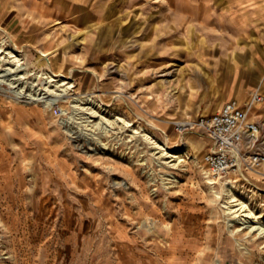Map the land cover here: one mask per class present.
<instances>
[{
  "label": "rangeland",
  "instance_id": "obj_1",
  "mask_svg": "<svg viewBox=\"0 0 264 264\" xmlns=\"http://www.w3.org/2000/svg\"><path fill=\"white\" fill-rule=\"evenodd\" d=\"M236 1L0 0V70L22 65L26 91L0 85V264H264V235L210 184L207 139L175 164L156 148L200 139L178 123L235 84L262 95L264 131V26ZM232 191L264 223V193Z\"/></svg>",
  "mask_w": 264,
  "mask_h": 264
},
{
  "label": "built area",
  "instance_id": "obj_2",
  "mask_svg": "<svg viewBox=\"0 0 264 264\" xmlns=\"http://www.w3.org/2000/svg\"><path fill=\"white\" fill-rule=\"evenodd\" d=\"M261 99L255 92L243 103L227 100L216 111L178 123L179 129L196 130L207 139L202 163L210 175L230 182L233 189L246 186L254 199L264 193L254 177L264 166V131L253 114Z\"/></svg>",
  "mask_w": 264,
  "mask_h": 264
},
{
  "label": "bare ground",
  "instance_id": "obj_3",
  "mask_svg": "<svg viewBox=\"0 0 264 264\" xmlns=\"http://www.w3.org/2000/svg\"><path fill=\"white\" fill-rule=\"evenodd\" d=\"M3 41L4 40H2V42ZM1 48L2 47H0V50H1ZM15 50L16 49L12 48V49H10L8 51V53L10 54V56L8 58L16 57L15 54H13V52ZM47 54L48 53H45L44 55H47ZM4 59H6V57H4ZM10 61H12V60H10ZM18 63H19L18 61L14 62V64H18ZM21 66L22 65H17L15 67H8V68H6L4 70H0V72H3V74H0V85L1 86L5 85V90H8L11 93V96L20 97L22 93L26 92L25 88L20 86L23 74L19 75V72L21 70H18V69ZM9 75H11V76L14 75V76L10 77ZM41 93H42L41 91L36 90V91H30L27 95L33 101H39L43 97V96H41ZM231 96H232V94H231ZM81 99H83V98H81ZM44 102L47 103L46 101H44ZM49 102H51V100ZM257 103H259V102H257ZM260 103L262 104V102H260ZM91 112L94 113V114H97L96 110H92ZM87 121H93V120H87ZM98 121H100V120H98ZM98 123L99 122H95L93 124H98ZM85 125L87 126V124H85ZM101 126H103V125H100V127ZM103 130H104V128H103ZM203 139H204L203 136L200 139H198L195 136L190 135V136L187 137V140L183 144L182 148L171 149V148H167V147H162L160 145L156 146V148L160 149L158 152H161L162 157L170 158V161L176 160L174 162V164H175V163H177V161L181 160V157H182L181 152H183V151L186 152L188 148H192L194 150L196 156L200 157V153H201V151L204 148ZM206 172H207L208 176L211 177L214 180V181L211 180L210 184L214 185L216 182H220V181L222 183L221 186H220L221 191L215 190V192H216V195L218 197H221V198L224 199L223 200V206L226 208V212L228 214L232 215L230 222L233 223L235 221H241V220L243 222H246V223L250 222L248 224V227H250L251 230H253V231L256 230V231H258V233L260 235H264V223L260 220V217H262V214H259V215L255 214L253 211L250 210L247 202H244L243 200H240L239 198H237L234 195L233 191H232V184H230V182L223 181V180H220V179H214L210 175V173H209V171L207 169H206ZM223 196H228V198L225 199V197H223ZM247 209H248V211H247ZM243 211H246V213L245 212L242 213ZM242 216H244V218ZM246 218H248V219H246Z\"/></svg>",
  "mask_w": 264,
  "mask_h": 264
},
{
  "label": "crops",
  "instance_id": "obj_4",
  "mask_svg": "<svg viewBox=\"0 0 264 264\" xmlns=\"http://www.w3.org/2000/svg\"><path fill=\"white\" fill-rule=\"evenodd\" d=\"M236 4L237 10L241 11L242 14H247V17L261 21L260 23H262V25L264 26V0H239L236 1ZM263 82L264 75L259 76L255 88L264 94V86L262 84ZM253 93H255V91L252 88H245L243 86L235 84L228 89L226 98L229 97L228 100L236 99L241 103L243 101H247V98L251 97Z\"/></svg>",
  "mask_w": 264,
  "mask_h": 264
}]
</instances>
